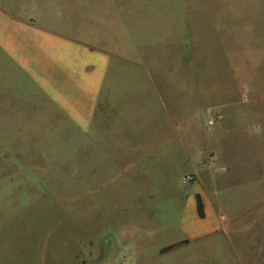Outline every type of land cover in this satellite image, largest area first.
Listing matches in <instances>:
<instances>
[{
    "label": "rangeland",
    "instance_id": "374dc122",
    "mask_svg": "<svg viewBox=\"0 0 264 264\" xmlns=\"http://www.w3.org/2000/svg\"><path fill=\"white\" fill-rule=\"evenodd\" d=\"M93 1L119 47L134 38V61L107 80L98 134L173 121L175 143L135 141L149 157L113 154L103 168L94 123L61 121L42 101L0 121V264H264V204L238 188L261 177L252 157L237 167V121H264V0ZM222 121L234 133L225 144Z\"/></svg>",
    "mask_w": 264,
    "mask_h": 264
},
{
    "label": "crops",
    "instance_id": "0c3cea01",
    "mask_svg": "<svg viewBox=\"0 0 264 264\" xmlns=\"http://www.w3.org/2000/svg\"><path fill=\"white\" fill-rule=\"evenodd\" d=\"M93 5V0H0V121H16L19 111L36 108L33 102L42 101L51 112H57L56 118L61 121H72L83 130L94 123L95 164L107 168L108 160L113 158L111 155H116L117 158H113L116 163L119 155L149 157L148 146L144 144L134 152L135 141L163 144L174 142L176 138L169 135L168 127L173 121H119L125 130L115 140L112 130L104 134L100 130L98 134L97 118L107 80L119 60L134 61V38L133 33H129V45L120 43L119 47L121 40L114 23L108 16L102 17ZM222 122L223 134L218 141L225 144L227 137L234 133L226 129L227 121ZM237 122L239 141H243L238 147L237 167L245 173L249 166L247 157H252L253 174L261 177H257L256 182L255 177L241 181L238 188L258 190L254 204L261 206L264 204L261 192L264 190L261 176L264 175V121ZM139 124L141 129L136 134L133 129L127 131ZM251 125H254L252 130ZM126 138L130 146L121 144ZM115 141L122 150L114 149ZM229 146H221L222 151L230 153ZM180 152L181 147L179 154L171 152L170 158L176 159L179 155L180 159ZM229 153H224L223 157L231 158ZM166 158L169 157L160 154L157 165H165L166 160L162 159ZM126 164L132 167L138 162ZM233 165L230 160L223 167ZM258 236L261 237V233Z\"/></svg>",
    "mask_w": 264,
    "mask_h": 264
},
{
    "label": "trees",
    "instance_id": "16d2710c",
    "mask_svg": "<svg viewBox=\"0 0 264 264\" xmlns=\"http://www.w3.org/2000/svg\"><path fill=\"white\" fill-rule=\"evenodd\" d=\"M196 208H197L198 216L201 219H204L205 216H206V214H205V205H204L203 199H202L200 194L196 195Z\"/></svg>",
    "mask_w": 264,
    "mask_h": 264
}]
</instances>
